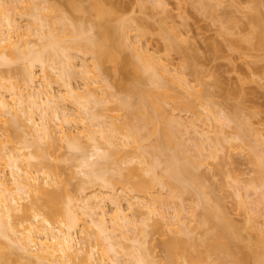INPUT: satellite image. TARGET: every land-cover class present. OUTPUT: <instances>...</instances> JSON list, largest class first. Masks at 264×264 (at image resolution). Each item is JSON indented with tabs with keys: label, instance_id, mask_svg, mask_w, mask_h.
Masks as SVG:
<instances>
[{
	"label": "bare ground",
	"instance_id": "6f19581e",
	"mask_svg": "<svg viewBox=\"0 0 264 264\" xmlns=\"http://www.w3.org/2000/svg\"><path fill=\"white\" fill-rule=\"evenodd\" d=\"M48 1L0 0V264H264L257 133L235 116L221 123L201 102L202 124L216 131H199L191 101L202 91L170 68L169 55L164 62L143 46L144 32L107 1ZM207 2L198 4L204 13L215 7ZM64 5L89 15V27L80 15L65 16ZM169 34L168 52L179 40ZM168 105L198 118L184 122ZM223 118L237 123L253 166L254 177L234 195L241 224L199 173L231 147L233 138L219 137ZM155 236L163 259L150 245Z\"/></svg>",
	"mask_w": 264,
	"mask_h": 264
},
{
	"label": "rangeland",
	"instance_id": "374dc122",
	"mask_svg": "<svg viewBox=\"0 0 264 264\" xmlns=\"http://www.w3.org/2000/svg\"><path fill=\"white\" fill-rule=\"evenodd\" d=\"M105 1L108 2V8L117 12V16L124 20L134 21L133 26L136 25L135 27L138 28V31L144 32L146 37L142 41L145 44H142L143 46H146L147 49L149 48L153 54L155 53L154 56L162 57L164 62L166 60L165 56L169 55L167 58L171 61H166L172 63L170 68L173 66L171 69H176L177 73H179L178 75H182L191 86L202 91V99L198 101L192 99L191 101V98L184 96L182 90H177L181 98H186L193 104L196 103L195 108L198 116L201 117V123L200 120L197 122L196 119L198 117H196L197 115L195 116V113L180 111V109L174 111L171 108L172 104L167 106V109L171 108L168 109L169 111H173L175 116H180L184 122L196 120L195 123L198 124L197 127L199 126L198 130L202 131L203 129L206 130L207 126L202 124L204 116L202 117L199 114L205 115L207 111L204 112L205 110L202 109L203 106L200 105V102L205 105L209 104L218 113H215L217 119L218 117L220 119L222 115H226L225 117L235 116L238 118V122L241 121L244 124L247 122L251 130L257 133L260 141L264 142V47L258 45V39L261 41L264 36V0H224L222 1L223 3L221 0H205L206 2L208 1L207 4L209 3V6L210 4L215 6H211V8L214 7L212 11H206V13L202 11L204 10L203 6L199 5L201 9L198 8L200 0L198 3L196 0H158V2L156 0ZM48 2L59 4L56 0ZM160 2L163 3L162 6L160 4L161 8L166 7V10L155 9L158 5L157 3ZM77 4L79 6H87L88 3L86 0H77ZM160 6L158 5L157 8ZM63 10L65 16L69 18L76 19L79 18V15L82 16L84 26L89 27L91 21L89 15H74L65 5ZM257 17L260 20L258 22H261V24L257 22ZM23 21H21L22 24H24ZM251 21H254V23ZM172 32H176L179 35V40L175 41L176 44H173L175 47L168 52L169 40L165 36H172L173 34H169ZM132 33L131 37L135 36V33ZM260 35H262L261 38ZM125 49L127 51H125L124 55L132 57L131 52L129 53L130 49L127 47ZM79 62L77 59V63ZM54 73L56 74V72ZM55 74H53L54 79ZM76 79H73L74 81L72 82L75 87H79V90L82 91L84 89L82 87L84 83L82 82L84 81L80 80V78ZM53 82L56 83L55 81ZM58 85L59 83L52 84L54 92L58 91L60 87ZM193 117L196 119H193ZM224 118V126L221 130L223 133L219 137L221 136L225 139L233 138L231 147L224 149L219 154V157L222 160L224 159L223 162H221V159L216 160V162H219H217L219 167L218 165L216 166V163L214 165L215 161L211 160L209 165H204L199 170V173L204 178L205 185H208L207 188L209 190L210 188L213 189L214 195L223 201L221 202L223 203L222 207L226 209L234 223L241 224L243 215L235 208L234 195L238 188L244 187L243 185L254 177V173H252L253 166L250 163L248 151L245 150L247 148H242L241 142L236 139L237 123L232 122L229 125L228 120L225 122ZM221 120L222 118L219 121L221 122ZM209 121L205 120V124L211 126L212 122L210 124ZM73 128L75 129L76 127ZM207 128L209 129V127ZM209 130L212 134L216 131L212 127ZM190 148L195 149L192 145ZM263 149H261L263 153L258 150L262 155L264 154ZM82 177V175H78L77 179L73 180L72 185L75 187L73 189L77 188ZM157 190L159 188H155V191ZM165 191L160 192L161 196L166 194ZM241 191L243 192L242 188ZM156 193H158L156 196L160 195L159 191ZM249 193L248 198L251 201L256 200L255 192L251 191ZM191 200L194 201L195 199ZM191 200L189 202L191 203L190 208H194L193 206L196 205L194 202L196 201L193 202L192 206ZM107 204V209H111V204L109 202ZM123 204L125 205V203ZM185 206L187 208V204ZM169 208H164L165 210L168 209L166 211L167 215L173 212L171 211L173 208L171 210ZM187 212L189 213V208ZM187 212L185 211L183 214H187ZM154 220L156 219L154 218ZM153 238H149L150 245L153 246L156 255L161 259L164 257L161 248L162 238L158 236Z\"/></svg>",
	"mask_w": 264,
	"mask_h": 264
}]
</instances>
